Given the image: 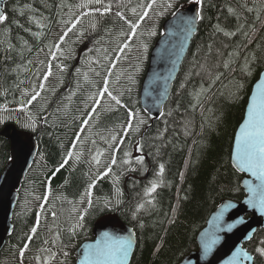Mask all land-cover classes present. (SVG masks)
<instances>
[{
	"label": "trees",
	"instance_id": "16d2710c",
	"mask_svg": "<svg viewBox=\"0 0 264 264\" xmlns=\"http://www.w3.org/2000/svg\"><path fill=\"white\" fill-rule=\"evenodd\" d=\"M61 2L9 0L4 9L8 19L0 24V131L13 125L36 135L38 141V154L19 192L12 219L13 233L0 255V264H45V261L74 264V252L82 243L92 240L94 223L107 214L117 215L136 234L137 246L130 264H178L196 249V234L221 201L239 202L243 198L242 177L233 170L230 154L252 87L264 71V0H204V18L198 23L171 96L157 120L140 104L150 53L162 36L165 21L193 0H172L174 7L162 16L156 13L164 11L159 5L165 0H158L136 37L131 39L130 50L123 53L116 49L127 39L121 32H127L128 28L115 16L117 6L121 5L119 10L135 21L137 17L132 15L131 8L148 0H104L112 4L113 10L103 17L98 13L82 15L102 5L91 3L87 8H78L87 0H63L64 6ZM229 8L235 14H229ZM140 11L137 8V13ZM77 16L81 17V23L61 45L64 57L51 60L49 48L58 42L67 26L61 21L74 20ZM97 21L96 29H92L91 24ZM217 23L236 35L225 37L216 32ZM153 29L155 35H148ZM78 30L85 32L82 40L77 39ZM145 43L146 52L142 48ZM9 44L13 46L11 51ZM233 52L238 55L229 56ZM226 60L231 62L230 69L215 67ZM246 60L250 72L242 71ZM49 63L53 74L46 90L27 106V111H21L20 101L27 99L22 92L31 93L42 82L37 77ZM57 64L64 66L65 71L61 72ZM112 64L114 68H110ZM201 65L223 75L202 104L193 108L194 93L202 84L208 87V77ZM109 71V87L125 107L116 105L107 96L100 99L99 105L89 99L102 89ZM129 75L133 77L131 81ZM91 108L96 111L92 112ZM130 111L137 115L132 119L133 127L128 135L118 136L123 143L116 145L117 163L112 165L109 175L97 180L98 171L102 173L112 158L106 141L121 132L129 121ZM29 115L37 120L34 130L25 127L31 122ZM85 119H89L88 124L82 123ZM141 120L145 122L140 124ZM76 136L80 142L74 151L82 155L78 161L73 158L60 168ZM138 143L142 145L141 151L137 150ZM97 151L104 152L100 166L91 162ZM139 156H143V164L136 163ZM9 160L10 144L0 137V175ZM124 160L130 163L125 164ZM160 164L164 165L162 176L158 175ZM93 180L96 181L91 189L93 204L88 208L85 193ZM153 181L162 183L155 193L146 196L145 189ZM141 203L144 208L137 211ZM86 208L83 228L70 235L68 229ZM38 218L37 232L28 241ZM261 240L264 230L258 231L247 245L257 258L260 256L254 249ZM26 243L28 248L20 257ZM64 252L69 255L65 257Z\"/></svg>",
	"mask_w": 264,
	"mask_h": 264
},
{
	"label": "water",
	"instance_id": "95a60500",
	"mask_svg": "<svg viewBox=\"0 0 264 264\" xmlns=\"http://www.w3.org/2000/svg\"><path fill=\"white\" fill-rule=\"evenodd\" d=\"M9 0H0V15H4L5 5ZM199 10L197 4H191L177 11L165 21L162 36L155 43L149 58V66L141 85V108L153 119L160 118L163 108L168 102L173 85L190 50L193 39L198 31L197 22L191 34L184 31L181 17H194ZM264 81V71L253 85L249 95L243 119L237 127L230 154L233 170L242 177L240 188L243 198L239 202L221 201L212 212L205 226L196 234V249L185 255L178 264H230L236 248H245L255 234L264 230V213L259 207L248 203L249 199H258L261 194L260 184L255 177L237 166L235 160V142L241 125L247 116L251 97L256 92L257 84ZM0 137L10 144V160L0 175V255L13 233V214L18 203L19 192L23 182L32 168L38 154L37 136L23 132L13 125H7L0 131ZM250 185L257 188L256 196L250 191ZM231 225V228H229ZM104 233L113 237H132V247L124 264H130L134 256L137 237L134 230L124 224L117 215L107 214L98 219L92 229V240L82 243L74 252L75 264H83V256L88 245H94ZM215 239L208 252L205 243ZM252 255V254H251ZM253 256V255H252ZM254 257V256H253ZM231 264H255L254 261H233Z\"/></svg>",
	"mask_w": 264,
	"mask_h": 264
},
{
	"label": "snow or ice",
	"instance_id": "6c2138e0",
	"mask_svg": "<svg viewBox=\"0 0 264 264\" xmlns=\"http://www.w3.org/2000/svg\"><path fill=\"white\" fill-rule=\"evenodd\" d=\"M194 3L200 6L201 10H198L195 12L194 17H181V21L183 24L184 31L188 34H191L193 29L195 28L198 21L203 20V2L204 0H193ZM95 3L97 5H102L100 8H95L92 11L82 13V15H95L99 14V16L103 17L106 14L112 13V4L111 3H105L104 0H87L86 3H81L78 5V8H87L89 4ZM158 4V0H148L147 3H140L136 7L131 8V13L133 16H136L137 19L133 21L132 19H129L125 13L119 8L121 5L117 6V10L115 11V16L118 17L121 21L124 22V24L127 25L128 31L127 32H121L122 36L127 37L126 40L122 41L120 45L117 46L116 51L123 53L126 49L130 50V41L132 38H135L137 35V31L140 29L141 23L149 17V12H151ZM61 6L63 5V0L61 2ZM161 8L164 9V11L157 12L156 14L158 16H162L165 14V12L168 9H172L174 7V3L172 0H165L164 3L159 5ZM137 8H140L141 11L137 13ZM248 11H251V9H248ZM229 14H235L234 10L232 8L228 9ZM23 14V13H22ZM175 15V13H173ZM8 17L6 15H0V24L4 23ZM259 19V17H257ZM62 23H65L67 26L65 29H63V34L59 36L58 42H56L52 47L49 48V55L51 56V60L55 61L58 58L64 57V49L61 48V45L65 42V38L68 36L69 33L73 32V30L77 29V25L81 23V17L77 16L74 20L70 19L68 21H61ZM96 23L91 24L92 29H96L97 24ZM215 31L218 33H222L225 37H233L236 35V32H230L226 31L219 23L214 25ZM77 39L82 40L85 36V32L83 30L77 31ZM39 35V34H34ZM148 35H155V30L153 29L148 33ZM211 45H209V50L211 51ZM13 46L9 44L8 51H11ZM142 48L144 52L147 51V44H142ZM54 49V50H53ZM42 51V49H41ZM89 51H92L89 49ZM238 55V53H229V56ZM117 60L120 59L119 56L116 57ZM29 64L32 63V61H28ZM41 64L44 63V61H40ZM223 67L225 70L230 69L231 62L230 61H224L222 64L215 65L216 68ZM57 68L60 69L61 72L65 71V67L57 64ZM115 65H110V68H114ZM201 69L206 73L208 77V87L205 88L202 84L200 86L199 91L194 93V99L196 100V103L192 105L193 108L199 106L202 104L203 98H205L208 94V92L211 91L212 86L215 85L217 81L220 80L223 73L216 72L213 73L211 69H208L205 67V65H201ZM79 72V70H77ZM242 71H249L250 67L248 65L247 60L245 61V64L242 68ZM37 72L39 73L40 70L37 69ZM52 65L49 63L46 66V70L39 75L37 78L40 79L42 82L38 85L34 86L32 88L31 93L29 92H22V96L27 97V99H22L20 101L21 104V111H27V106L32 105L33 102L37 101L41 97V93L46 90V84L49 80V77L52 76ZM197 75H200V73H196ZM96 75L99 76L100 73L96 72ZM111 75V72L109 71L108 74L105 76L103 80V87L100 89L95 96L89 97V99H92L93 104L99 105L100 99L107 96L110 98V100L114 101L116 105H119L120 107H125V105L122 104L121 99L117 95H113L112 90L109 87L110 80L109 76ZM128 79L131 81L133 77L129 75ZM85 80H87V76H85ZM119 81V77H117V82ZM77 87H79V84H77ZM184 87V84H181V88ZM237 87H243V85H237ZM128 91H131L129 88ZM75 94L74 92L72 93ZM122 95V93H121ZM99 97V99L97 98ZM70 98V97H69ZM92 112H95V108H91ZM170 114V113H169ZM129 121L126 125L122 126L121 132L117 134H113L110 137V141H106L109 143V148L112 150V158L110 160V163L107 167H105L104 171L101 173L98 171L96 179H102L104 176L109 175V173L112 172V165H116V155L115 153L119 150L116 145L122 144L123 139L118 140V136L123 135L127 136L128 133L132 130V119L137 115L134 112H129ZM30 123L26 124L25 127L32 128L33 130L36 127L37 120L36 118L29 115ZM89 119L91 117L89 116ZM89 119H85L82 121L83 124H88ZM145 121L141 120L139 123L143 124ZM139 131V128L136 129ZM80 142V137L76 136L71 147L66 152V155L60 164V168H63L65 165H68L70 160H73L75 158L77 161L80 158V155L82 153L75 152V148L77 146V143ZM95 143V141H93ZM137 150H142V145L138 143ZM104 155V152L97 151L95 155L92 156L91 162L94 163L96 166L101 165V157ZM129 153H125V156H128ZM143 156H139L136 159V163L143 164ZM235 160L237 162V166L243 170L248 171L251 173L253 177H255L258 181H260V184L257 186L261 192L258 199H249L248 203L251 204L253 207H259L260 211L264 213V81H261L257 84L256 92L251 97V101L249 103V107L247 110V116L244 120V123L241 125L239 134L236 137L235 142ZM123 163L127 164L130 163L128 160H124ZM60 169L58 168L57 171ZM164 172V165L160 164L159 166V172L158 175L162 176ZM118 179V178H117ZM115 182V181H114ZM96 181L93 180L92 183L88 185V189H86V195L88 197L87 204L88 208L92 207L93 200H92V193L91 189L95 187ZM162 183V181H153L151 182V186L145 189V195L151 196L152 193H155L157 190L158 185ZM250 191H252L253 196H256L257 188H253L250 185ZM81 203L84 202L83 196L81 197ZM119 202V201H118ZM148 203H151V200L147 201ZM44 203H47V197H44ZM110 203V202H106ZM41 210L44 208V204H41ZM88 208L84 210L82 214H79L77 216L76 222L68 229L70 235H75L76 230L78 228H83L84 226V220L85 216L87 215ZM144 208V204H138L137 205V211ZM75 211V209H73ZM53 218L55 219L56 213L53 211L52 213ZM39 226V218L37 219L36 226H33L31 228V233L28 235L27 239L28 241H31L33 236L37 232V228ZM143 227V225H141ZM229 228H231V225H229ZM57 239H59V234L57 233ZM47 243V241H45ZM55 243V241L53 242ZM216 243L215 239H211L210 241L205 243V252H208L212 245ZM132 247V237L129 236L127 238H121V237H113L108 233H104L101 239L97 240L94 245H88V247L85 249L84 256H83V264H124V262L127 260L129 251ZM28 248V244L26 243L24 247L20 250L19 255L20 257H23L25 254V251ZM255 253H257L261 258H264V240L259 241V246L254 249ZM63 255L67 257L69 254L68 252H64ZM254 261V257L247 251H245L243 248L238 247L235 249L230 264L233 261ZM45 264H47V261H45ZM63 264V262H62Z\"/></svg>",
	"mask_w": 264,
	"mask_h": 264
},
{
	"label": "flooded vegetation",
	"instance_id": "af4514ba",
	"mask_svg": "<svg viewBox=\"0 0 264 264\" xmlns=\"http://www.w3.org/2000/svg\"><path fill=\"white\" fill-rule=\"evenodd\" d=\"M247 245H249V244H247ZM245 246V248L248 250V252L250 253V254H252L253 256H254V260H255V264H264V258H261V257H259V258H257L251 251H250V249H249V247L248 246ZM74 264H75V262H74Z\"/></svg>",
	"mask_w": 264,
	"mask_h": 264
},
{
	"label": "rangeland",
	"instance_id": "374dc122",
	"mask_svg": "<svg viewBox=\"0 0 264 264\" xmlns=\"http://www.w3.org/2000/svg\"><path fill=\"white\" fill-rule=\"evenodd\" d=\"M191 4H196V3H194V2H191V3H188V4H187V6H189V5H191ZM187 6H186V7H187Z\"/></svg>",
	"mask_w": 264,
	"mask_h": 264
},
{
	"label": "bare ground",
	"instance_id": "6f19581e",
	"mask_svg": "<svg viewBox=\"0 0 264 264\" xmlns=\"http://www.w3.org/2000/svg\"><path fill=\"white\" fill-rule=\"evenodd\" d=\"M38 10V9H37Z\"/></svg>",
	"mask_w": 264,
	"mask_h": 264
}]
</instances>
